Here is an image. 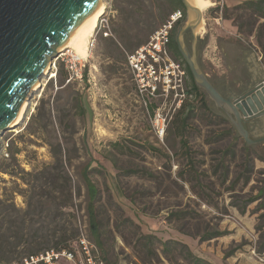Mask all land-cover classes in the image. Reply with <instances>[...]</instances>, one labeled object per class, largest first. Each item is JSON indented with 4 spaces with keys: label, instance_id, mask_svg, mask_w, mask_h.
Returning a JSON list of instances; mask_svg holds the SVG:
<instances>
[{
    "label": "rangeland",
    "instance_id": "374dc122",
    "mask_svg": "<svg viewBox=\"0 0 264 264\" xmlns=\"http://www.w3.org/2000/svg\"><path fill=\"white\" fill-rule=\"evenodd\" d=\"M102 1L111 12L112 37L99 39L85 60L69 48L54 59L18 127L0 136V197L4 189L26 188L3 171L31 172L52 163L42 139L60 140L74 158V207L64 210L80 240L73 257L61 253L54 264H195L189 251L210 264H264V162L257 158L264 150H245L244 139L209 98L214 115L193 98L185 111L171 113L160 137L153 114L163 101L146 107L126 56L147 43L171 11L166 0ZM208 1L213 6L203 12L204 29L196 30L198 63L223 95L242 94L264 78V16L245 6L259 0ZM192 44L190 35L185 45L192 50ZM191 106L184 131L177 121ZM32 116L48 125L40 136L25 131ZM87 168L98 190L97 236L81 177ZM15 202L26 208L21 195Z\"/></svg>",
    "mask_w": 264,
    "mask_h": 264
},
{
    "label": "water",
    "instance_id": "95a60500",
    "mask_svg": "<svg viewBox=\"0 0 264 264\" xmlns=\"http://www.w3.org/2000/svg\"><path fill=\"white\" fill-rule=\"evenodd\" d=\"M189 16L175 41L189 66L195 84L217 107L224 108L237 133L248 145L264 142L252 138L247 122L264 125V78L239 95L229 97L212 84L197 60L196 30L203 12L181 0ZM102 0H0V136L15 125L22 107L41 88L54 59L64 53L85 21ZM191 33L192 50L185 45ZM16 126V127H15ZM264 203V202H263Z\"/></svg>",
    "mask_w": 264,
    "mask_h": 264
},
{
    "label": "trees",
    "instance_id": "16d2710c",
    "mask_svg": "<svg viewBox=\"0 0 264 264\" xmlns=\"http://www.w3.org/2000/svg\"><path fill=\"white\" fill-rule=\"evenodd\" d=\"M166 4L171 14L176 10H181L184 13L183 20L177 24L172 33L170 43L172 55L186 66L191 82L190 94L194 96V99L200 100L201 107L206 112L214 115L208 104V96L195 84L191 70L181 55L175 41L177 31L186 19V9L181 0H166ZM245 6L247 10L264 16V0L248 1L245 3ZM128 16V19L132 18L134 13L130 12ZM120 37L124 42H128L131 39L124 32L120 34ZM144 44L139 42L135 47L138 49ZM111 45H115V43L112 41ZM63 85L64 82L60 86L62 87ZM186 106L187 103L179 113L185 111ZM194 108V106H191L186 118L178 119L177 121L180 122V126L184 131L188 126V119L194 113ZM36 121V117L32 116L25 128L26 133L30 136H40V132L44 133V131L48 130V125L43 126L40 123L37 125ZM42 140L50 148L53 158L52 163L36 168L31 172L23 171L22 173H16L14 171H3L9 174L12 179H20L26 185V188L21 189L17 187V189L11 191L4 189V194L0 197V264L22 263L25 259L50 251H72L73 244L80 240L78 228L69 219L70 213H65L64 210L74 207L75 182L69 171V166H71L74 158L67 152L63 141L58 140L56 143H53L48 139ZM245 144V150L248 151L250 147L246 142ZM12 155L15 156L14 154ZM257 158L264 162V157L258 156ZM81 177L89 197L87 206L89 224L97 236L98 225L94 203L98 196V190L90 178L88 168L81 174ZM13 182L16 184V181ZM16 194L24 198L25 209L17 207L15 202ZM78 196H81L80 192ZM259 198H264V188L261 189ZM261 206L264 209V203ZM60 222L64 223L61 225ZM188 256L195 264H210L206 260L196 257L190 251L188 252Z\"/></svg>",
    "mask_w": 264,
    "mask_h": 264
},
{
    "label": "built area",
    "instance_id": "2783aa9c",
    "mask_svg": "<svg viewBox=\"0 0 264 264\" xmlns=\"http://www.w3.org/2000/svg\"><path fill=\"white\" fill-rule=\"evenodd\" d=\"M110 13L106 8L105 14L89 39V52L96 48L99 39L112 37L109 28ZM183 18V11H174L168 20L150 36L147 43L126 56V68L132 77L138 96L144 101L146 107H152L154 101L160 99L163 101L153 114V125L160 137H163L165 133L166 123L171 113L181 110L194 98L190 94V78L186 66L174 58L170 49L172 33ZM50 252L25 259L24 262L54 264V259L61 253L64 256L73 257L71 251Z\"/></svg>",
    "mask_w": 264,
    "mask_h": 264
},
{
    "label": "bare ground",
    "instance_id": "6f19581e",
    "mask_svg": "<svg viewBox=\"0 0 264 264\" xmlns=\"http://www.w3.org/2000/svg\"><path fill=\"white\" fill-rule=\"evenodd\" d=\"M189 2L196 7L198 10L204 12L205 10L209 9L213 6V4L208 0H189ZM106 12V5L103 3V1L98 5V7L94 10L93 13L88 17V19L85 21L83 26L80 28L78 33L73 37L72 43L67 47L73 52L74 58L78 59H87L89 57V48H88V42L90 37L93 35L96 27L99 24V21L101 17ZM204 21L200 24L198 27V31H203L204 29ZM66 48V49H67ZM69 51V52H71ZM50 70V68H49ZM49 75V73H48ZM55 76L54 73H52V78ZM37 89V88H36ZM40 89V88H38ZM29 102V100H28ZM28 107V103H26L21 111L20 114L16 120L15 125H18L22 119L24 118V115L26 114V110ZM16 127V126H15Z\"/></svg>",
    "mask_w": 264,
    "mask_h": 264
},
{
    "label": "crops",
    "instance_id": "0c3cea01",
    "mask_svg": "<svg viewBox=\"0 0 264 264\" xmlns=\"http://www.w3.org/2000/svg\"><path fill=\"white\" fill-rule=\"evenodd\" d=\"M246 127L249 129V131L251 133H252V130H253V133L255 135L264 134V125H262V123L259 120H255V121H252V122H247L246 123ZM254 145H256V144H254Z\"/></svg>",
    "mask_w": 264,
    "mask_h": 264
},
{
    "label": "flooded vegetation",
    "instance_id": "af4514ba",
    "mask_svg": "<svg viewBox=\"0 0 264 264\" xmlns=\"http://www.w3.org/2000/svg\"><path fill=\"white\" fill-rule=\"evenodd\" d=\"M191 35V33H187L186 34V36H185V39H187L189 36ZM191 37H192V35H191ZM198 47H199V45H198V43H197V49H198ZM219 90V89H218ZM223 96H225V95H223ZM225 97H229V96H225ZM218 109H219V112L220 113H222L224 116H226L228 119H229V117L226 115V113H225V110H224V108H219V107H217ZM230 120V119H229ZM252 138H254V139H260V138H263L261 135H255L254 133H253V130H252ZM257 146H261V148H262V150H264V142H261V143H258V144H256Z\"/></svg>",
    "mask_w": 264,
    "mask_h": 264
}]
</instances>
